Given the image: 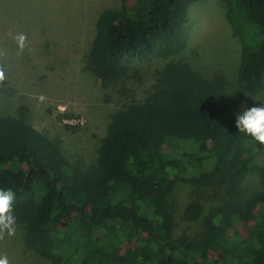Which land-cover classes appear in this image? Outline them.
I'll return each instance as SVG.
<instances>
[{"label":"trees","instance_id":"obj_1","mask_svg":"<svg viewBox=\"0 0 264 264\" xmlns=\"http://www.w3.org/2000/svg\"><path fill=\"white\" fill-rule=\"evenodd\" d=\"M200 1L120 0L103 10L87 69L107 87L127 58L181 55L190 8ZM224 1L240 45L232 77L261 94L264 0ZM164 72L144 100L113 115L90 167L72 162L24 115L0 114V188L15 192V228L25 227L28 248L51 264H264V146L235 127L238 104L222 92L227 78L175 62ZM254 169L256 192L205 216L199 202L189 203L184 218L202 219V233L171 239L168 199L177 180L221 176L237 187Z\"/></svg>","mask_w":264,"mask_h":264},{"label":"rangeland","instance_id":"obj_2","mask_svg":"<svg viewBox=\"0 0 264 264\" xmlns=\"http://www.w3.org/2000/svg\"><path fill=\"white\" fill-rule=\"evenodd\" d=\"M120 7V0H0V70L4 73L0 114L24 115L60 143L72 162L90 167L113 115L133 99L144 100L162 84L164 69L172 62L209 77L227 78L222 92L237 102L239 112L264 102V92L252 95L232 77L240 45L227 22L224 0H202L191 6L184 26L187 45L181 55L127 58L121 77L105 87L87 69L86 53L100 12ZM259 178L260 171L254 169L237 187L221 176L177 180L168 199L175 220L171 239L201 235L202 219L184 218L189 203L199 202L205 216L223 200L256 192ZM15 229L13 235L5 233L0 239V258L6 257L8 264H51L28 248L25 227Z\"/></svg>","mask_w":264,"mask_h":264},{"label":"clouds","instance_id":"obj_3","mask_svg":"<svg viewBox=\"0 0 264 264\" xmlns=\"http://www.w3.org/2000/svg\"><path fill=\"white\" fill-rule=\"evenodd\" d=\"M20 45L23 47L24 37L20 36ZM4 79L3 70H0V80ZM43 99V97H41ZM235 127L238 132L244 133L259 145L264 146V102L244 108L235 114ZM16 194L11 189L0 188V239L7 233H15L16 218L13 215V204ZM0 264H8L7 258H0Z\"/></svg>","mask_w":264,"mask_h":264}]
</instances>
